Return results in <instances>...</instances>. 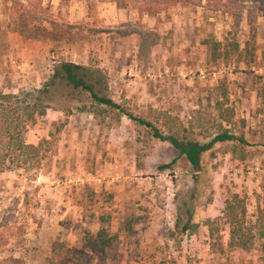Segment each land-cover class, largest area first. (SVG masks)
<instances>
[{
	"label": "rangeland",
	"instance_id": "1",
	"mask_svg": "<svg viewBox=\"0 0 264 264\" xmlns=\"http://www.w3.org/2000/svg\"><path fill=\"white\" fill-rule=\"evenodd\" d=\"M201 1L152 17L112 0L98 1L93 10L85 0H43L51 20L88 37L50 43L14 33L11 4L0 0L4 94H36L60 63L99 67L107 75L106 95L124 110L167 112L190 129L191 139L206 143L222 124L217 102H223L234 112L232 126L224 128L247 141L236 158L231 146L238 143L217 144L195 173L169 143L116 111L95 115L89 95L56 77L46 96L50 109L27 135L35 145L52 139L51 151L40 168L0 172V264H264L258 244L229 250V227L218 219L236 194L245 198L248 217L256 215L264 179V18L259 12L254 62L215 63L204 41L231 39L232 19L214 2ZM141 32L160 38L146 57L139 53ZM249 33L245 19L237 37L242 48ZM190 215L199 226L194 235L183 230ZM216 219L224 245L219 252L211 250L207 226ZM101 229L111 240L106 256L81 254L86 232Z\"/></svg>",
	"mask_w": 264,
	"mask_h": 264
},
{
	"label": "trees",
	"instance_id": "2",
	"mask_svg": "<svg viewBox=\"0 0 264 264\" xmlns=\"http://www.w3.org/2000/svg\"><path fill=\"white\" fill-rule=\"evenodd\" d=\"M85 1L89 10H93L97 5L96 3L103 0ZM112 1L119 8L134 6L140 16L146 14L152 17H157L177 5L195 6L194 0ZM8 2L11 4L9 27L27 41L68 43L88 39L87 36H84L83 29H77L75 25L51 20L50 7L44 5L43 0H8ZM211 2H214L215 6L219 8V12L229 15L232 19L231 39H227L225 43L213 38H207L204 41L208 46L212 61L215 63L219 61L229 62L237 57L240 62L245 64L254 62L258 50V13L261 12L264 18V0H209V3ZM245 19L250 29V35L249 40L242 48L237 37ZM139 39V53L143 57H146L149 51L160 41L157 34L147 32H141ZM54 71L53 80L46 88L36 94L24 91L18 94H4L0 91L1 173L11 168H40L42 160L51 151L52 139L41 141L35 145L27 141V135L39 119L47 115L50 106L46 102V96L50 93L49 86L54 85V78L56 77L63 78L67 85L72 87L74 91H78L81 96L89 95L90 100L97 106L93 110L95 115H98L100 110H109L112 113L116 111L126 116L137 126L148 129L154 139L169 143L178 152V157L183 158L195 173H199L202 169L203 155L214 149L217 144L238 143V145L231 146V153L235 158L238 157V148L247 144L243 135L237 136L224 128L223 124L232 126L234 112L229 107H225L226 104L223 102H217L220 113L219 120L222 123L219 126V131L209 142L202 143L191 139L188 133L190 129L167 112L151 110L147 116H138L124 110L106 95L108 79L106 73L99 67L64 62L58 64ZM261 100L264 106V88L262 89ZM118 120L121 118L119 117ZM51 138H54L52 134ZM238 159L245 160L246 156H241ZM169 167L166 165L162 166L161 169L164 170ZM260 188L261 192L255 194L256 215L254 220L248 217L245 198L238 194L226 202L222 216L218 219L223 220L229 227V241L227 243L229 250L250 251L258 244L260 257L264 262V179ZM218 219L207 222L213 252L224 251V245L218 235ZM181 222L179 218L177 227ZM198 228V224L193 223V216L190 215L183 230L194 235ZM110 245L111 240L105 229H101L97 233L88 231L85 234L83 250L80 253L103 258L106 256Z\"/></svg>",
	"mask_w": 264,
	"mask_h": 264
}]
</instances>
